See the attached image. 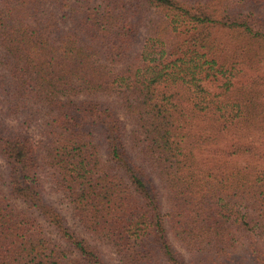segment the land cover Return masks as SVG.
Instances as JSON below:
<instances>
[{
  "label": "trees",
  "instance_id": "obj_1",
  "mask_svg": "<svg viewBox=\"0 0 264 264\" xmlns=\"http://www.w3.org/2000/svg\"><path fill=\"white\" fill-rule=\"evenodd\" d=\"M262 147L264 0H0V264H264Z\"/></svg>",
  "mask_w": 264,
  "mask_h": 264
},
{
  "label": "rangeland",
  "instance_id": "obj_2",
  "mask_svg": "<svg viewBox=\"0 0 264 264\" xmlns=\"http://www.w3.org/2000/svg\"><path fill=\"white\" fill-rule=\"evenodd\" d=\"M35 136H37V133L34 132ZM261 151L264 152V147L261 148ZM205 154V153H204ZM206 155V154H205ZM234 163L238 164H252L257 166L258 168L264 169V158L260 157H254V156H240L235 158ZM6 161L5 159L0 155V181L3 183V178L1 177L5 176L6 173ZM4 188L7 189V184H3ZM45 187H46V198L48 199L49 202L54 204L60 211L65 215L67 222L75 228L78 233L81 235H86L85 229L83 226L79 223L77 218L73 216L71 205L68 203V201L60 194L57 192H52L50 190V181L46 180L45 182ZM182 251L186 255V257H189L188 254L183 248Z\"/></svg>",
  "mask_w": 264,
  "mask_h": 264
}]
</instances>
